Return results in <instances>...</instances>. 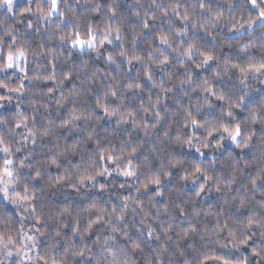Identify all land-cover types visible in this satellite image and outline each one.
<instances>
[{
  "label": "trees",
  "instance_id": "1",
  "mask_svg": "<svg viewBox=\"0 0 264 264\" xmlns=\"http://www.w3.org/2000/svg\"><path fill=\"white\" fill-rule=\"evenodd\" d=\"M260 13L0 0V68L27 58L0 73V143L25 160L14 194L32 219L0 199V241L32 229L35 264H264V82L246 84L264 72Z\"/></svg>",
  "mask_w": 264,
  "mask_h": 264
},
{
  "label": "rangeland",
  "instance_id": "2",
  "mask_svg": "<svg viewBox=\"0 0 264 264\" xmlns=\"http://www.w3.org/2000/svg\"><path fill=\"white\" fill-rule=\"evenodd\" d=\"M12 0H7V3H11ZM17 1V0H15ZM260 20H264V13H260ZM103 42V41H102ZM104 42H107L105 40ZM107 43L105 46H102L97 53V55H103L108 51ZM74 45L78 50H83L86 47L94 45V38L90 40L82 41L77 39L74 42ZM100 45H102L100 43ZM21 50L12 48L8 50V53L5 56V65L0 68V73L4 71L8 72H21L25 71V54ZM17 74V73H15ZM250 81L247 82V85L256 86L259 82H264V72L263 71H254L249 74ZM0 105V110L2 109ZM236 131H233L229 138L225 137L227 142L234 144L236 139L239 136L236 134ZM0 199L3 200L7 205L20 217L22 222H31V207L28 204L22 203L14 194V185H13V175L23 171V166L25 160L22 163L20 161H15L14 158H11L10 154L6 148L0 143ZM128 177V174H124ZM38 243L37 234L30 228H27L22 235L21 246L15 248L11 243H3L0 241V264H35V250Z\"/></svg>",
  "mask_w": 264,
  "mask_h": 264
}]
</instances>
